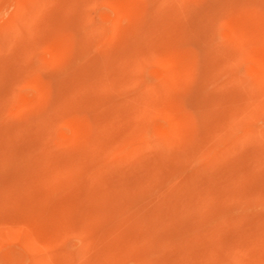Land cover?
I'll list each match as a JSON object with an SVG mask.
<instances>
[{
    "label": "rangeland",
    "instance_id": "374dc122",
    "mask_svg": "<svg viewBox=\"0 0 264 264\" xmlns=\"http://www.w3.org/2000/svg\"><path fill=\"white\" fill-rule=\"evenodd\" d=\"M263 11L0 0V264H264Z\"/></svg>",
    "mask_w": 264,
    "mask_h": 264
},
{
    "label": "bare ground",
    "instance_id": "6f19581e",
    "mask_svg": "<svg viewBox=\"0 0 264 264\" xmlns=\"http://www.w3.org/2000/svg\"><path fill=\"white\" fill-rule=\"evenodd\" d=\"M18 2V1H17ZM263 2H264V0H263ZM262 3V2H261ZM131 4V3H130ZM190 5V4H189ZM166 6V5H165ZM133 8V7H132ZM126 9V8H125ZM137 9V8H136ZM17 10V9H16ZM179 11V10H178ZM182 11V10H181ZM264 12V11H263ZM208 14V13H207ZM194 19V18H193ZM16 22V21H15ZM135 23V22H134ZM173 24V23H172ZM177 25V24H176ZM184 26V25H183ZM185 29H186V27H185ZM117 31V30H116ZM186 31V30H185ZM187 32V31H186ZM164 33V32H163ZM165 34V33H164ZM1 88V87H0ZM243 111V110H242ZM240 116H238V117H235V118H239ZM241 119H242V117H241ZM236 122V121H235ZM249 122V121H248ZM233 123V122H232ZM244 123V122H243ZM247 123V122H246ZM230 124V123H229ZM234 126V125H233ZM240 127V126H239ZM195 147V146H194ZM192 150V149H191ZM188 152V151H187ZM33 159V158H32ZM10 161V160H9ZM19 161V160H18ZM17 161V162H18ZM16 162V161H15ZM20 162V161H19ZM90 181V180H89ZM81 183V182H80ZM85 183V182H84ZM97 184V183H96ZM77 185V184H76ZM78 185H80V184H78ZM113 186V185H112ZM74 187V186H73ZM71 188H72V186H71ZM71 190V189H70ZM81 190V189H80ZM69 191V190H68ZM89 191V190H88ZM67 192V191H66ZM100 194V193H99ZM46 196V195H45ZM47 196H48V194H47ZM52 196V195H51ZM199 196V195H198ZM50 199V198H49ZM114 199V198H113ZM202 201V200H201ZM69 202V201H68ZM36 203V202H35ZM72 203V202H71ZM67 204V203H66ZM65 205V204H64ZM83 205V204H82ZM67 206V205H66ZM68 206H69V203H68ZM32 207V206H31ZM71 207V206H70ZM89 208V207H88ZM34 209H36V207L34 208ZM59 209H61V208H59ZM67 209V208H66ZM40 210H42V209H40ZM43 211V210H42ZM60 211V210H59ZM174 211V210H173ZM192 211V210H191ZM55 212H56V210H55ZM41 213V212H40ZM57 213V212H56ZM61 213V212H60ZM64 213H65V211H64ZM80 213V212H79ZM93 213V212H92ZM173 213V212H172ZM192 213V212H191ZM31 214V213H30ZM29 214V215H30ZM98 214V213H97ZM33 215V214H32ZM31 215V216H32ZM37 215V214H36ZM57 215V214H56ZM65 215V214H64ZM174 215V214H173ZM34 216V215H33ZM39 216H41L40 214H39ZM87 216V215H86ZM149 216V215H148ZM54 217V216H53ZM52 217V218H53ZM92 217V216H91ZM35 218V217H34ZM41 218V217H40ZM48 218V217H47ZM64 218V217H63ZM66 218V217H65ZM80 218H82V217H80ZM85 218V217H84ZM107 218V217H106ZM59 219V218H58ZM90 219V218H89ZM37 220V219H36ZM120 220V219H119ZM174 220V219H173ZM182 220H184V219H182ZM54 221V220H53ZM61 221V220H60ZM190 221V220H189ZM175 222V221H174ZM36 223V222H35ZM39 223V222H38ZM48 223V222H47ZM119 223V222H118ZM176 223V222H175ZM61 224V223H60ZM167 224H169V223H167ZM157 225V224H156ZM172 225V224H171ZM43 226V225H42ZM158 228V227H157ZM161 228V227H160ZM176 229V228H175ZM153 230V229H152ZM154 232V231H153ZM188 241V240H187ZM146 243V242H145ZM146 262V261H145Z\"/></svg>",
    "mask_w": 264,
    "mask_h": 264
}]
</instances>
